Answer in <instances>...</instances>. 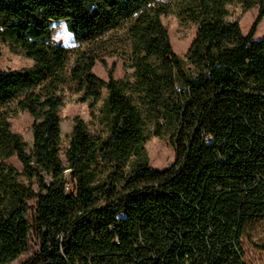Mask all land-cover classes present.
<instances>
[{"label": "trees", "instance_id": "obj_1", "mask_svg": "<svg viewBox=\"0 0 264 264\" xmlns=\"http://www.w3.org/2000/svg\"><path fill=\"white\" fill-rule=\"evenodd\" d=\"M231 4L257 8L247 34ZM170 13L196 26L184 56ZM62 19L75 49L52 38ZM262 19L264 0H0V42L32 60L0 69V107L33 118L28 149L0 110V264L30 232L38 251L22 264H245L242 238L264 221ZM65 91L101 105L95 131L74 117L63 152ZM152 135L176 154L162 169L149 165Z\"/></svg>", "mask_w": 264, "mask_h": 264}, {"label": "rangeland", "instance_id": "obj_2", "mask_svg": "<svg viewBox=\"0 0 264 264\" xmlns=\"http://www.w3.org/2000/svg\"><path fill=\"white\" fill-rule=\"evenodd\" d=\"M169 1V0H162ZM229 19L237 20L244 34H247L251 24L257 16V8L251 7L243 10L239 4H231L227 6ZM162 22L166 26L169 33L171 46L179 56H184L189 48V44L192 41L196 33V26L190 22H180L176 15L170 13L169 15L162 16ZM52 38L60 44L65 45L71 49H75L77 46L74 39V35L71 34L66 28V20L52 21ZM257 30L254 34V38L259 39L264 36V19L257 25ZM72 60V59H71ZM108 64L112 62L116 63L113 76L120 78L125 74V69L119 59L114 56L106 58ZM32 60L25 57L20 53H15L10 50L9 45L4 42H0V69H17L24 66H30ZM93 72L98 76L107 80V71L99 61L94 63ZM104 93V91H103ZM63 105L59 108V114L61 117V142L63 152L68 145V140L73 128L74 117L82 118L91 131H95L99 127L97 120L93 118V114L97 113V108L101 105V100L95 103L93 108L90 107L91 101L81 100L80 93H69L65 91ZM0 110H5L8 113V121L10 128L15 133H20L22 139L27 143L28 149L33 145L32 143V123L33 118L28 112L18 111L15 112V102H10L2 107ZM146 154L149 158V165L156 169H162L169 166L174 162L175 151L170 140L166 135L162 137L150 136L149 140L145 144ZM63 159V154L61 155ZM18 171H22L23 167L21 162L15 156L8 158ZM21 179L27 181L24 176ZM31 211H29L28 219H31ZM31 221V220H30ZM28 247L25 252L22 253L17 259L7 264H22L25 260L38 251L39 241L38 238L30 232ZM242 244L244 248L243 260L245 264H264V251L261 248L264 245V221L254 223L249 229L248 233L242 238Z\"/></svg>", "mask_w": 264, "mask_h": 264}, {"label": "built area", "instance_id": "obj_3", "mask_svg": "<svg viewBox=\"0 0 264 264\" xmlns=\"http://www.w3.org/2000/svg\"><path fill=\"white\" fill-rule=\"evenodd\" d=\"M64 188L66 189V191H71L69 188V184H68L67 180H66Z\"/></svg>", "mask_w": 264, "mask_h": 264}, {"label": "bare ground", "instance_id": "obj_4", "mask_svg": "<svg viewBox=\"0 0 264 264\" xmlns=\"http://www.w3.org/2000/svg\"><path fill=\"white\" fill-rule=\"evenodd\" d=\"M68 184H69V183H68ZM69 188H70V190L72 189V188H71V184H69Z\"/></svg>", "mask_w": 264, "mask_h": 264}]
</instances>
